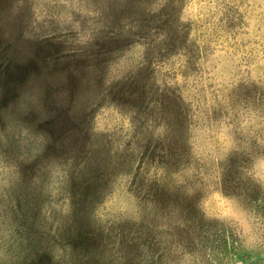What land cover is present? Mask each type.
Returning a JSON list of instances; mask_svg holds the SVG:
<instances>
[{
    "label": "rangeland",
    "instance_id": "rangeland-1",
    "mask_svg": "<svg viewBox=\"0 0 264 264\" xmlns=\"http://www.w3.org/2000/svg\"><path fill=\"white\" fill-rule=\"evenodd\" d=\"M113 3L0 1V61H10L5 68L7 72L12 69L6 83H0V127L4 134L0 153L23 157V162L37 153V159L43 162L40 156L49 153V143L44 141L55 139L48 136L53 121L50 123L45 116L44 92L63 87L60 96L79 95L87 89L86 82L77 81L78 75L64 72L63 67L70 61L56 60L62 54L61 48L54 47L53 42L40 44L35 35L46 30L55 36L74 34L79 42L67 45V49L80 51L87 41L106 30L107 24L112 25V18L103 14H109ZM150 3L145 9L146 20L142 18L143 22L134 24L142 28L138 39L122 51L118 67L113 66L103 76L113 86L127 77L133 67L135 75H146L147 86L143 89L149 91L148 97L145 94V98L136 99L119 92L117 100L107 99L103 103L108 104L96 109L90 125L95 139L102 141L109 155L105 152L103 162L83 170V181L92 182L84 191L92 209L111 193L113 206H121L125 193L116 181L126 177L127 190L138 197L143 211L139 220L116 216L100 224L91 219L93 231L86 235H101L104 240L86 243L90 240L80 239L77 262L108 264L113 258L120 264H174L183 253L197 252L203 264H264V249L257 246L246 250L232 228L197 216L183 195L182 186L178 187L170 175L154 178L153 173V178L149 177L153 168L160 165L171 174L188 160L192 165L209 164L224 145L232 146L236 140L264 133V87L260 85H264V0ZM84 92L78 102L89 103L82 97ZM139 106L142 110L137 112ZM157 118L169 125V134L163 141L146 131L148 122ZM39 122L44 125V132ZM66 158L73 160L64 155L58 161ZM75 161L77 167L86 165L83 159ZM64 168L67 169L65 165ZM192 173L190 166L183 174L187 177ZM62 175L58 170L49 189L59 176L64 179ZM17 188L15 185L7 192L0 190V248L6 243L4 232L10 227L9 247L4 251L15 245L22 253L16 233V211L9 208L11 200L7 197ZM226 190L241 197L245 204L264 210V193L248 181L226 184ZM240 225L248 227L246 217ZM47 233L45 244L53 247V234L50 230Z\"/></svg>",
    "mask_w": 264,
    "mask_h": 264
},
{
    "label": "trees",
    "instance_id": "trees-1",
    "mask_svg": "<svg viewBox=\"0 0 264 264\" xmlns=\"http://www.w3.org/2000/svg\"><path fill=\"white\" fill-rule=\"evenodd\" d=\"M113 2L112 10H109V14H103V17L112 18V25L107 24L106 30H101L93 39L87 41V46L79 48L80 51L67 49V45L70 46L74 42H79L74 34L73 37L70 35L55 36L52 34L53 31L46 30L35 35L36 40L40 44L47 42L50 45L53 42L54 47L61 48L62 54L56 60L70 61L69 64H65L63 67L64 72L67 71L75 76L78 75L77 81L80 80V82L87 83V89L84 90L85 92L81 91L80 94L84 92L82 97L89 103L78 102L80 94L63 93L60 96V90L63 87L55 91H51V88H48L44 92V100L46 101L43 105L45 106V116L50 120V123L53 121L48 136H52L55 139L51 142H49L50 138L48 139L49 141H44L49 143L46 149L49 153L40 156V160L43 161L40 163L42 166L55 163L60 169L54 166L49 172L44 173V182L48 180L45 187L43 183L45 196L40 190L37 191L38 187L32 183L35 175L34 165H27L26 162L21 160L22 180L17 184L18 188L13 189L14 193L11 190L7 195L11 200L9 208H11L12 212L16 211L15 215L18 220L16 233L20 239L19 244L22 246L21 261H23V264H53L51 256L56 247H59L62 252L66 249L70 252V258L64 260L62 264H88L85 260L82 263L77 262L78 257L81 255L80 239L84 237L90 240V242L85 241L86 243H96L104 240L101 235L90 234L89 237L86 235L93 231L94 225H92L89 215L92 210L91 203L85 199L84 194L85 188L91 187L90 184L92 182L90 179L83 181V170H86L87 167H93L91 165H95V162H103L104 156L102 155L105 152L109 155L107 149L102 145V141L95 139V134L90 125L93 121L91 116L96 113V109L101 104H108L103 103L107 99L111 102L115 99L117 100L119 92L126 96H134L136 99L145 98V94L148 97L149 94V91H146V93L143 89L147 86L146 75L143 72L135 75L133 67L128 72L127 77L122 78L113 86H109L103 79L104 73H109L113 66L115 68L118 67L122 51L129 47V44H132L134 39H138V33L142 28L139 29L134 24L146 20L148 11L145 9H148L152 0H113ZM140 26L143 25L141 24ZM57 53L59 54V51ZM1 60L0 83L3 85L11 75L12 69L7 72L5 67L10 61ZM118 84L119 86L117 87ZM72 108H74L73 111ZM136 108L137 112L140 109L142 110L140 106ZM41 122L38 125L44 132L46 129ZM64 133H67V136ZM3 137L4 134L1 132L0 127V148L3 146ZM106 146L109 147V142H106ZM64 155L73 158V160L66 158L64 159L65 161H58L60 156ZM76 158L85 160L86 165L78 164L77 167L75 165ZM117 164L120 163L117 162ZM64 165L67 169L64 168ZM81 169L82 171H80ZM58 170H60L61 174L63 173L62 176L65 174V177L63 179L59 176L52 189H49ZM80 175L81 178L77 179V176ZM65 198L68 200L70 212L67 216H62L58 210L63 206ZM12 199L15 200L13 206ZM42 199H47L48 201L51 223L47 222L38 213L37 209ZM81 228L84 229L82 230ZM48 230H50V234H53L50 237L53 247L45 244ZM24 234L29 237L25 238ZM25 239L28 241L23 245ZM29 253H33V255L29 257ZM57 264H61V262H57ZM108 264H120V261L118 263L117 259L110 258Z\"/></svg>",
    "mask_w": 264,
    "mask_h": 264
},
{
    "label": "clouds",
    "instance_id": "clouds-1",
    "mask_svg": "<svg viewBox=\"0 0 264 264\" xmlns=\"http://www.w3.org/2000/svg\"><path fill=\"white\" fill-rule=\"evenodd\" d=\"M247 83L248 81H245V84ZM219 104L222 106L223 101ZM146 131L150 132L156 140L163 141L169 134V125L164 119L157 118L148 122ZM5 146L7 147V143ZM22 159L23 157L0 153V190L7 192L21 182ZM26 164L34 165L35 175L32 183L45 195L44 173L49 172L54 166L58 168L59 166L55 163L42 166L37 159V153H34ZM190 166L193 168V173L185 177L184 170ZM153 173L154 178L170 175L178 187L182 186L183 195L189 200L191 209L197 216L203 220H214L232 228L238 241L246 250H255L257 246L264 249V210H257L251 204H245L241 197L226 190V184L248 181L264 193V133L249 135L243 141L236 140L232 146L224 145L220 154L209 164L201 162L192 165L188 160L181 163L178 169L171 174L163 165L154 167L149 173L150 178H153ZM126 179V177H118L116 181L125 193L123 204L119 207L113 206L111 193L91 210L90 219L100 224L116 216L122 219H140L144 206L132 191L127 190ZM37 210L42 218L51 219L48 201L42 199ZM58 212L62 216L69 214L67 198L64 199V204ZM244 217L247 218L248 227L240 225ZM11 233L10 227L4 232L6 243L3 248H0V264H20L22 253H18L15 245H12L10 251H4L9 247L7 241ZM51 258L53 264L57 262L62 264L64 260L70 258V252L67 249L62 252L59 247H56ZM174 264H203V261L199 253L185 252L174 261Z\"/></svg>",
    "mask_w": 264,
    "mask_h": 264
}]
</instances>
